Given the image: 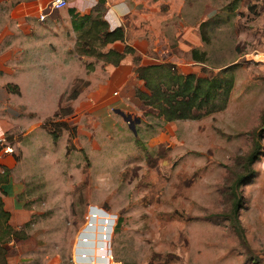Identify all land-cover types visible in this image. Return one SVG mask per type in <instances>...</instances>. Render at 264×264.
<instances>
[{
	"label": "rangeland",
	"instance_id": "1",
	"mask_svg": "<svg viewBox=\"0 0 264 264\" xmlns=\"http://www.w3.org/2000/svg\"><path fill=\"white\" fill-rule=\"evenodd\" d=\"M135 1L122 23L126 40L150 44L146 63L231 79L225 107L198 120L164 123L139 98L145 81H131L125 96L114 89V97L124 100L135 121L113 115L114 104L106 107L108 118L87 112L77 120L84 133L74 136L72 149L44 141L51 156L37 161L36 153L27 155L22 164L28 172L21 176V131L37 121L20 98L9 95L11 70L0 61V153L11 148L13 175L25 184L22 197L32 211L12 241L1 242L4 264H264V0ZM6 6L0 2V36ZM96 6L93 18L103 19L105 5ZM58 10L45 12L59 19ZM81 16L74 15V22ZM84 30L73 27L76 42ZM9 44L0 43V53ZM73 54L71 74L59 80L47 73L54 77L48 88L24 91L30 108L49 113L71 78V88L62 92L63 109L74 111L88 95L103 94L105 75L94 72L111 64L94 56L80 63ZM80 64H88L86 75ZM257 144L262 155L252 167L258 175L238 189L242 238L230 220L232 193Z\"/></svg>",
	"mask_w": 264,
	"mask_h": 264
},
{
	"label": "crops",
	"instance_id": "2",
	"mask_svg": "<svg viewBox=\"0 0 264 264\" xmlns=\"http://www.w3.org/2000/svg\"><path fill=\"white\" fill-rule=\"evenodd\" d=\"M46 1L48 0H41L39 2L44 3ZM0 2L8 6H6L8 10L7 21L0 36V43H10L7 45L8 47H3V52L1 51L2 53H0L1 63L8 64L11 70V72L8 71L6 73L7 77H12L5 82L6 88L8 92L12 93L9 94L10 96L20 98L17 100L20 101V105L31 109L30 111L35 114L37 121L32 122L31 128L21 131L23 135V140H21V161L16 166L21 176L26 175L28 172L26 171V166L22 164L27 155L36 153L35 160L37 161H40V156L43 157L42 159L51 156L48 155V153H51L48 150L49 143L52 145L59 144V148L64 149L65 152L72 149L74 136L78 135L79 139L80 134L84 133V131L81 132L77 120L81 119L87 112L94 113L97 118H108L109 114L107 115L106 107L114 104L113 115L120 117L128 124L135 121L134 116L125 111L124 100L121 97L118 99L114 97L119 93V91L114 89L121 91L120 96H125L129 83L137 80L134 71L136 67L135 57L139 58L140 65L152 64L146 63V60L150 58L148 55L150 44L147 47H143L137 43L139 40L129 42L126 40V31H124L125 43H120L123 46L124 44H128L135 52L127 54L118 66L108 65L105 72L102 70L104 69L103 66L95 70L94 73L96 75L104 74L106 77L102 79L107 85L100 97H94L93 94H90L75 107L74 111L70 107L66 108L70 109V111H65L64 107L61 106V98L64 94L62 92L71 88L70 86L73 83V79L71 78L70 84L60 90L53 109L49 113H38L37 110L30 108V105L23 100L24 91L48 88L52 84L51 82H53L54 77L51 79L44 77L47 73L50 76L55 75L59 80L64 79L66 74H71V69L73 68L72 53H74L73 57H77L80 63L82 62V57H87L80 56L75 51L76 38L72 34L74 31L71 10H74V14H90L94 12L98 0H67V6L58 10L61 18L48 17L49 15L47 14L48 18L46 17L47 19L44 18L43 20L38 17L37 10L35 9V2L37 0H0ZM135 3V0H104L103 19L109 24L110 29L116 27L124 28L122 24L124 18L128 13L135 10ZM9 5L12 6L9 7ZM141 41L147 42L146 40ZM14 43H17V45H14ZM113 45H110V47L112 48ZM86 65L82 66L80 64L77 66V69L83 70L81 71L82 75H86V71H88ZM13 68L15 72L14 77L12 76ZM12 83L17 87L15 92L13 91L14 89L11 91L8 88V85H12ZM37 87L40 88L38 89ZM114 92H117V94H114ZM72 98L76 99L77 97ZM97 123L102 124L101 122ZM83 139L85 140V137ZM44 141H48L49 143L46 142L45 144ZM10 151L11 148L8 146L4 150L6 153H0V175L5 173L7 176L6 181H0V198L4 210L9 213L8 223L15 230L21 231L23 226L25 227L29 223L32 211L25 206L26 202L22 197L25 184L21 179H18L16 174L13 175L12 164L14 160L11 154H8ZM257 175L258 172L256 170L255 178Z\"/></svg>",
	"mask_w": 264,
	"mask_h": 264
},
{
	"label": "trees",
	"instance_id": "3",
	"mask_svg": "<svg viewBox=\"0 0 264 264\" xmlns=\"http://www.w3.org/2000/svg\"><path fill=\"white\" fill-rule=\"evenodd\" d=\"M98 4H104V0H98ZM72 13V24L76 31L84 30V25L88 27L80 35L75 44V51L80 56H94L97 59H102L104 62L113 66H118L121 60L127 54H133L135 50L128 44H124L122 50L115 48H107L106 51H100L107 45L116 42L125 43V32L122 27L110 29L109 24L100 18H93L92 13L82 15L81 22H74L73 16L78 15ZM95 12L99 13V8L95 7ZM90 21V22H87ZM97 47V49H96ZM197 50H193L195 58ZM136 67L135 75L137 79L145 81L146 89L143 92H138L139 98L145 106L154 108L157 111L156 116L161 118L164 123L182 120H198L208 116L215 111L224 109L228 98V92L231 88L232 80H226L220 76H196L194 73H180L173 70L174 67L169 64H147L140 65L139 58H134ZM88 69V64L86 65ZM89 71V69H88ZM9 90L14 92L17 87L8 85ZM220 98L222 104L215 106L211 104L212 100ZM70 109H65V111ZM262 134L259 135V138ZM262 155V147L257 144L250 155L247 157L248 166L246 173L240 175L234 182L233 187V205L231 210L230 220L233 222L236 231L243 238V227L239 221V210L242 207L243 196L238 189L252 181L256 176V170L252 167L255 161ZM5 173L0 175V181H6ZM9 213L3 208V203L0 198V247L1 242H9L18 234L8 223ZM240 238V237H239ZM0 264H4L2 259V249H0Z\"/></svg>",
	"mask_w": 264,
	"mask_h": 264
},
{
	"label": "built area",
	"instance_id": "4",
	"mask_svg": "<svg viewBox=\"0 0 264 264\" xmlns=\"http://www.w3.org/2000/svg\"><path fill=\"white\" fill-rule=\"evenodd\" d=\"M41 0H37L35 2V9L37 10V14L39 15V18L43 20L47 13L45 12L46 10H55V9H60L65 6H67V0H48L44 3L39 2ZM114 94H117V92H114ZM5 141V137L3 135V132L0 129V144H2Z\"/></svg>",
	"mask_w": 264,
	"mask_h": 264
}]
</instances>
